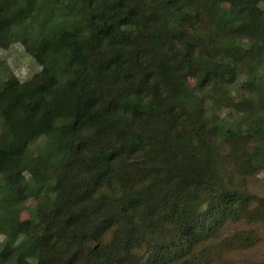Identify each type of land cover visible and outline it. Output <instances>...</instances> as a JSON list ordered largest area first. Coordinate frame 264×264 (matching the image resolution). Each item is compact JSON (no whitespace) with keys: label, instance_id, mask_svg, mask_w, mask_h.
Here are the masks:
<instances>
[{"label":"trees","instance_id":"16d2710c","mask_svg":"<svg viewBox=\"0 0 264 264\" xmlns=\"http://www.w3.org/2000/svg\"><path fill=\"white\" fill-rule=\"evenodd\" d=\"M13 44L0 264H264V0H0Z\"/></svg>","mask_w":264,"mask_h":264},{"label":"rangeland","instance_id":"374dc122","mask_svg":"<svg viewBox=\"0 0 264 264\" xmlns=\"http://www.w3.org/2000/svg\"><path fill=\"white\" fill-rule=\"evenodd\" d=\"M3 64L11 70V72L20 80L27 81L31 79L39 70L40 66L38 63L25 52L20 44H13L8 50L0 49V64ZM234 95H237V90L233 91ZM211 114L221 116L225 120L238 119L233 113L228 111L226 108L211 109ZM213 116V115H212ZM252 190L261 195L264 194V172L257 177L256 184L252 187ZM29 206H33V201L28 203ZM29 211L21 213L22 219L29 218Z\"/></svg>","mask_w":264,"mask_h":264}]
</instances>
